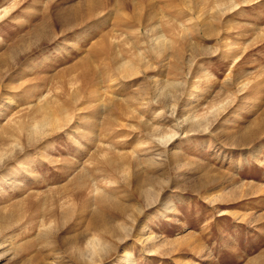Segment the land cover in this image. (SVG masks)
<instances>
[{"label": "rangeland", "instance_id": "1", "mask_svg": "<svg viewBox=\"0 0 264 264\" xmlns=\"http://www.w3.org/2000/svg\"><path fill=\"white\" fill-rule=\"evenodd\" d=\"M0 224V264H264V0H0Z\"/></svg>", "mask_w": 264, "mask_h": 264}, {"label": "bare ground", "instance_id": "2", "mask_svg": "<svg viewBox=\"0 0 264 264\" xmlns=\"http://www.w3.org/2000/svg\"><path fill=\"white\" fill-rule=\"evenodd\" d=\"M68 24V23H67ZM157 39V38H156ZM164 41V40H163ZM54 120V117H53V114L52 113H48L47 115H46V117H45V120H44V122L43 123H37L35 126H33V127H31V129H29L28 130V134L30 135V138H32V136L34 135V134H39L40 132H42V133H44L45 132V128H46V126L48 125V126H51L53 123L52 122H55V121H53ZM50 122H51V125H50ZM31 126V125H30ZM54 126V125H53ZM56 126V125H55ZM48 130V129H47ZM50 131V130H49ZM27 134V133H26ZM36 134V135H37ZM41 134V133H40ZM111 162V161H110ZM110 162L109 163H107L108 164V166L110 165ZM146 194V193H145ZM150 195L151 194H149V193H147L146 194V197H147V199L150 197ZM103 197V196H102ZM105 197H107V196H105ZM110 198V197H109ZM107 199V198H106ZM102 200V199H101ZM103 202H104V200H102ZM151 201V200H150ZM115 202V201H114ZM101 203V202H100ZM152 204V203H151ZM115 205V204H114ZM116 206V205H115ZM117 208V207H116ZM126 212V211H125ZM141 211H140V209L137 211V213H140ZM121 213H122V211H121ZM120 214V213H119ZM13 216H11L10 218H12ZM131 219L134 221V219H135V216H131ZM5 223V222H4ZM4 223H2L3 225H4ZM133 224V223H132ZM123 226V225H122ZM125 226L126 225H124V227H122L121 228V230L120 231H122V232H124L123 230H125V232H127V228H125ZM6 230V228H3L2 226H1V224H0V238H1V235L3 234V232ZM111 230V229H110ZM129 230V229H128ZM108 231V230H107ZM106 232V231H105ZM108 232H110V231H108ZM119 233V232H118ZM117 234V233H116ZM124 234V233H123ZM46 235V234H45ZM111 236H112V233L110 234ZM119 235V234H118ZM126 234H124V236H125ZM124 236L122 235L121 237H119V240H122L123 238H124ZM13 240V239H12ZM3 241L1 242V240H0V245L2 244L3 245ZM90 246H91V250L92 251H90L91 252V254H90V256H91V259L93 258V257H95V256H98L99 255V253L100 252H103L104 254L103 255H105V254H107V250L105 249V247H104V245L101 243V242H95L94 240H92L91 241V243H90ZM106 250V251H105ZM79 255H80V253H79ZM87 255V254H86ZM78 256V255H77ZM84 256V255H83ZM88 256V255H87ZM86 256H84V258H85ZM79 258H80V256H79ZM82 258V257H81ZM83 258V259H84ZM98 258H99V260H98V262H100L101 260H102V258L100 257V256H98ZM87 259V258H86ZM89 259V258H88ZM90 259V260H91ZM95 259V258H94ZM85 260V259H84ZM92 262L93 263H91V264H96V262L95 261H93L92 260ZM89 264V263H88Z\"/></svg>", "mask_w": 264, "mask_h": 264}]
</instances>
